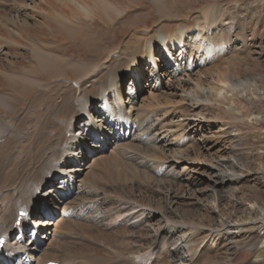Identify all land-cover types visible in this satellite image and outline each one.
<instances>
[{"label":"rangeland","instance_id":"obj_1","mask_svg":"<svg viewBox=\"0 0 264 264\" xmlns=\"http://www.w3.org/2000/svg\"><path fill=\"white\" fill-rule=\"evenodd\" d=\"M202 1L191 4L188 0H178L181 9H178L175 18L179 20L171 22L174 23V28L168 32L171 37L164 34L162 28L163 24H170V21L162 22L161 19L162 23L148 28L149 40L146 44L136 39L141 31L131 28L144 12L140 9L120 14L112 11L115 16L118 14L117 18L103 15V19H100L102 16L87 9L90 6L88 0H0V29H4L9 38L0 36L1 57L13 61L23 57L25 68L32 67L27 54L28 46L39 40L21 30L23 21L28 25L36 24L37 28L46 31V39L39 43L45 41L46 50L63 57L67 47L72 45L58 31V27L66 23L85 30L92 28L90 34L97 40L96 46L86 56V63L81 64L83 70L91 74L92 66L98 65L107 77L114 75L115 85L108 84L110 91L105 96H92V92H85L89 97L88 104H94L95 109L91 114L81 115L82 105L78 106V103L75 109L72 108L75 113L73 124L66 126V131L81 139L80 148L84 147V153L72 155L77 163L69 164L80 169L89 165L88 180L84 184L88 189H95L90 191V195L96 201L99 212L105 216L99 223H85L66 215L68 201L72 202L69 207H73L86 200V195L83 196L78 185L68 189L70 198L67 202L62 199L66 203L59 202L55 221L67 219L72 222L68 240L76 244L81 259H84L83 255L93 256L95 251L91 252L90 249L95 248L100 255L103 254L105 264H121L127 252L148 244V234L141 231L140 227L130 226L129 221L125 225L120 219L112 224L118 214L116 211L122 205L117 200L132 199L133 196L146 204V213L134 220V226L142 222L147 228L151 221L152 225L147 228L150 232L163 225L168 230H174L176 238H180L183 232L190 235L189 245L184 250L185 263L254 264L256 251L253 246H256L257 241L244 244L247 240L240 236L242 240L235 245L229 243L228 247L234 246L230 251L224 244L218 248L207 233L218 231L226 234L232 225L223 226L222 221L244 218L251 209L252 201L264 206V0ZM151 2L145 0V4ZM191 7L193 9L190 11ZM62 9H72V15H64ZM206 10L210 12L208 18L204 17ZM224 10L226 19L221 15ZM187 15L191 20L184 22ZM213 17L216 20H211ZM111 30H115L121 40H114L110 36ZM132 34L136 37L132 45H138V48H134L129 58L123 59V48L130 46ZM16 53L23 55L16 57ZM76 54L73 60L80 56L78 52ZM114 62H122L117 70ZM21 70L23 75H28L26 84L30 85L33 69L26 73L24 68L21 67ZM37 72L44 73L40 68ZM47 79L49 83L54 82L49 93L54 96L64 93L67 85H77V81H66L67 78L63 76ZM97 91L94 90V93ZM95 97L100 99L94 100ZM111 105H119L123 107L124 113L130 114L132 127H129L125 115L120 116L121 110L111 109ZM107 114H114L116 118L112 119ZM35 118L29 117L26 124H32ZM98 119L104 121L94 122V127L85 126ZM105 125L110 126V130L101 128ZM46 128L40 131L45 139L42 142L43 152L49 146V140L57 136V128ZM98 128V132L106 135H94L97 144H92L91 131ZM26 129L31 133L34 128L26 126ZM5 140L0 142V153H10L7 155L10 159L6 162L9 164L7 168L1 170L5 172V179L12 178V184L17 187V171L23 165L24 153H33V148L29 140H23L22 145ZM121 144H126L125 148L122 149ZM131 145L136 146L130 149ZM137 152L150 159L148 165L157 163V166H161L157 170L149 168L154 176L151 181L143 174H135L137 171L131 162L141 160L135 154ZM125 164H128L127 167ZM9 170H13L11 176L7 173ZM80 172L82 170H78V180ZM221 177L224 182L220 181ZM76 178L69 179L72 182ZM161 178L170 179L174 188L169 190L162 184L161 188L157 187L155 182ZM53 181L58 183V180ZM253 213L254 218H264V214L259 211ZM81 223L86 226H80ZM195 226L202 227L205 233L196 235ZM54 228L46 233L40 232L42 236L44 234L42 239L50 237ZM129 228H133L132 238L124 233ZM60 229V232H66ZM246 230L247 234L253 236L261 229L256 227ZM15 235L18 237V232ZM23 237L27 238L29 234ZM128 238H131L132 243ZM161 244H158L160 251L155 252L147 264H165Z\"/></svg>","mask_w":264,"mask_h":264},{"label":"bare ground","instance_id":"obj_2","mask_svg":"<svg viewBox=\"0 0 264 264\" xmlns=\"http://www.w3.org/2000/svg\"><path fill=\"white\" fill-rule=\"evenodd\" d=\"M188 1H190L192 4V3H197L198 0H188ZM206 1L209 0H204L202 2L205 3ZM88 3H90V6L87 5L88 6L87 9L92 11L95 15L102 16L100 19H103V15H111L114 17L115 14H112L113 12H117L118 14H120L123 13L124 11L134 10V9H140L141 11H144L143 14L140 15V18L136 19L135 23L131 25V28L135 27V30L137 29L138 31H141V35L137 38L134 37L135 34H132V36H130L131 38L130 46L123 48V53H122L123 59L129 58L130 55H133L134 48H138V45H132L133 38H136L137 40L143 41V43L147 44L149 40L148 28L152 27L153 25L162 23L167 20L170 21L169 22L170 24L165 23L162 25V28L164 29L163 30L164 34H166L167 36L169 35L170 38L171 34L170 33L168 34V32L174 28V23L171 22L179 20V18H175L176 17L175 15L178 9L179 10L181 9L178 0H152L150 4H145V0H88ZM72 9H70V11H66L65 9H62L61 12H63L64 15L70 16ZM192 9L193 7H191V9L189 10L191 11ZM118 14L114 18H117ZM209 15L210 12L206 10L204 12V17L208 18ZM221 15H223L222 16L223 19L227 18V13L225 12V10L223 11V13H221ZM186 17L187 19L184 22L191 20L190 17L188 18V15ZM211 20H216V19L213 17L211 18ZM133 22L134 20L131 23ZM21 24H20L21 30L23 32L25 31L28 32V35L38 39L39 42H42V40L46 39L44 37L46 31L41 30V28H37L38 25L36 24L28 25L24 21ZM74 26L75 25H68L65 23L64 25L61 24L58 27V31L61 34L65 35V37L67 38L66 40H68L69 43L70 42L72 43L71 47L70 46L67 47L63 57H60L61 56L60 54H52L48 50H46L44 48L46 44L45 41H43L44 43L34 42L32 46L27 45L29 49L27 54L30 57L29 60L32 66L29 69L25 68L26 65L24 63L23 57H21L22 59L20 60L13 61V60H8L7 58L5 59V57L3 58L0 55V71L2 72L0 76V142L6 138L7 141L9 140L10 142L12 141L19 142L18 144L22 145L23 140H29V144H31L32 145L31 147L33 148L32 150L33 153H24L25 155L23 157V165L21 166L19 171H17L16 169L19 177L18 179L19 184L17 185V187L12 184V178L8 177L5 179L6 176L5 172H2L1 170L2 168L5 170L7 168V165H9L6 164V162L9 161L10 159L7 158V155H9L10 153L8 154L0 153V237L1 236L7 237L6 243L4 244L2 251L0 253V264H7V263L46 264L49 261H58L60 264H105L103 260L104 256L102 257L103 254L100 255L98 249L95 248L90 249L91 252L95 251V254L93 256H89L87 254V255H83L84 259H81L80 258L81 255L78 256L79 254L77 252L78 249L75 246L76 244H74L73 241L68 240L70 239L68 238L69 237L68 231L71 232V229L69 228L72 222L67 219L66 220L63 219L58 222L55 221L56 220L55 218L57 217L58 214V212H56V209L59 208L58 205L59 202L60 201L62 202L63 201L62 199H65V201L67 202V199L70 198L69 197L70 195L67 194L69 193L68 189H72L77 185L78 188L81 189L80 192L83 194V196L86 195L85 198L86 200L85 202H82L81 204L78 203L73 207H69V205L72 204L71 201H68L67 203L63 201V203L64 202L66 203V207H65L66 215H69L70 217L75 218L76 220H83V222L85 223L86 222L99 223L100 219L102 218L105 219V216L103 215L104 213L102 214V212H99L98 208L96 207V201L93 200V197L90 195V191L92 192L95 189L93 190L88 189L84 184L86 179L88 180L87 175L89 173L88 170L89 165H86L85 168L80 169L79 167H74L71 164H69V162L77 163L76 158L73 157L72 155L77 153L79 154L84 153V147L80 148L81 139L75 136L74 133L68 130L66 131V126L70 123L73 124L74 119L72 117L73 115H75V113L73 112L72 108L75 109L78 103L80 104V105L78 104V106L82 105L81 115L91 114V111L95 109L94 104H88L89 97H87L85 92H89V93L92 92V96L94 95H97L99 97L101 95L105 96V94L108 91H110L108 84H110V86L115 85V82L113 81L114 75H110L107 77L103 73V68H101L98 65L92 66L93 71L91 74L83 70L81 64L86 63L85 62L86 56L89 55V53H91L90 51L92 50V47L96 46L97 40L94 37H92L90 34L92 32L91 30L92 28H89V30H85L84 28H77L76 26L75 27ZM165 29H167V31H165ZM2 35H5L7 37L8 33H6L4 29H0V36ZM48 35L49 34H47L46 37ZM110 36L114 37L113 38L114 40L115 38L116 40L117 39L121 40L115 30H111ZM1 42L2 41H0V44ZM169 42L167 43L168 46H169ZM77 52L80 54V56L77 57V59L73 60V58L77 56L76 54ZM22 55L23 53L22 54L16 53L15 56L19 57ZM126 60L127 59H125V61ZM122 62L120 63L114 62L116 70ZM21 67L24 68L25 73L27 70L29 71L33 69V71L30 73L33 75L32 79L29 81L32 82L30 85L26 84L28 75L27 74L23 75V73L21 72L22 71ZM38 68L42 69L45 74L42 72L41 73L37 72ZM35 76L37 78H35ZM46 76L48 78H53V79L63 76L67 78L66 81H69L71 79L73 81H77V85L76 86L67 85V88L64 90V93H61L58 96H54L52 94H49L54 87L53 84L54 82L49 83ZM94 90H98V91L94 93ZM121 91H119V93ZM99 99L100 98L98 97L94 98V100H99ZM116 108H119L121 110V112L119 113L120 116L125 115L130 123L132 120L130 114L126 112L124 113L123 107L121 108L119 105L118 106L111 105V109H116ZM23 111H25V113ZM22 113H24L23 116L20 115ZM31 116H36V118L34 119L32 124L27 125L26 121ZM109 116L112 117V119L116 118L114 114H110ZM118 118H120V121L122 120L121 117ZM51 121L52 124L50 123ZM100 121L103 122L104 120L103 119L92 120L91 122L85 124V126L94 127V124H96L94 122L98 123ZM123 124L124 123H122V125ZM47 125L50 127L51 126L55 127L54 129L57 128L56 130L57 134H55L57 136L54 139H51V141L49 140L50 142L48 143L49 146L43 152L44 148H42L43 146L42 142L45 141V139L43 137V133H40V131L47 129L46 128L48 127ZM122 125L119 128H121ZM26 126H30V127L33 126L34 128L33 132L30 133L29 130L26 129ZM130 126L131 123L129 124V127ZM99 128L91 131L90 135L92 138L91 140L92 144H97V141L94 138V134H97ZM101 128H106V130H110L111 127L105 125V126H101ZM124 145H122V149ZM134 146L131 145L130 146L131 148L130 147L129 148L132 149V147ZM137 153L135 154L138 157H141V160L137 161L135 159L134 161L131 162V164L134 165L135 171H137V173L135 174L136 175L143 174L144 176H146L147 180L149 179L148 181H151V179L154 178V176L152 175V173L149 172V168L157 170L158 168H161V166H157L156 165L157 163L156 164L152 163L153 166L148 165L147 163L151 162L150 159H148L146 156H142L141 154L139 153L137 154ZM113 158L114 157L109 159H113ZM145 160H147V162L144 163L143 161ZM116 163L118 164V162ZM122 165H124V163ZM233 165L235 166L236 163ZM234 168H235L234 170L236 171V166ZM78 170H82V172H80L81 175L79 176V180L76 178L78 176ZM7 173H9V176H11L13 174V170H9ZM53 173L56 174L57 176L56 180H58V183H55L53 180L50 179ZM132 174L134 173L132 172ZM165 175L166 174H164V176ZM73 177L76 179H74L71 182L69 178H73ZM220 181L224 182V178L221 177ZM171 183L172 181L167 178L165 179L161 178L158 179L157 182H155L157 187L161 188L160 185L162 184V186H165L166 188L169 187V190H172L174 188V186H172L173 184ZM40 186H42V189H46L45 195L41 197V199L47 200L49 209L44 213L43 221L37 222L32 218L31 209L33 206V202L37 197L38 192L42 190L40 189ZM49 196L51 197L50 199ZM117 201L120 202V204L122 203V205L120 206L118 211H116L118 214L114 212L115 214H117V216L112 221V224L117 223L119 219L123 221L125 225L126 222L129 221L130 226L140 227L141 228L140 230L141 231L144 230V233H147L149 237V242L146 246L139 245L136 250L127 252L122 257L123 261L121 264H147L148 261L154 255V253L157 252L158 250L160 251V249L158 248V244H161L160 242H163L160 245V248L162 249L161 252H164L163 254L165 255L164 256L165 264H188L185 263L186 258H185L184 250L186 246L189 245L190 235H185V232H183L180 238H176L174 230L172 229L168 230L163 225L154 229V232L152 231L150 232V230H148L147 228L148 225L149 226L152 225L151 221L147 224V228H146V224H142V222H139L138 225L134 226L136 222L134 220L140 219L143 216V214L146 213V208H145L146 204L142 201H139V199L133 198V196L132 199L117 200ZM148 201L151 202L150 200ZM250 206L251 209H249L246 212L245 214L246 216L244 218H236V219L232 218L230 221L228 220V221H222V223L220 222L221 225L223 226L232 225L228 227L229 229L226 234H221V232L218 231L216 233L215 231L214 232L212 231L210 232V234L209 233L207 234L212 236L213 241L216 243L217 247L223 246L222 244L226 245L227 247L230 244L235 245L236 243L239 242V240L242 239L247 240L244 244H251V243L254 244L253 242L257 241L256 246H253L256 251V255L253 259V263L264 264V218H263L264 216L262 217L263 219H257L253 217L254 211H259L261 214H264V206L260 205L256 201L255 202L252 201V203H250ZM21 212H26L29 214L27 216H22ZM18 219L20 220L19 224H17ZM79 225L86 226L83 225V223ZM53 226L55 228L51 232L52 235L50 237L46 236V238L42 239L44 237V234L42 236L40 232H44V233L49 232ZM59 227L61 228L60 230L65 229L66 232L64 233V230L60 232ZM256 227H259L261 229L260 232L254 234L253 236L247 234L248 231L246 229L249 228L252 229ZM194 228H195L194 233L196 235H199L202 232L205 233L203 231V228L200 226L198 227L195 226ZM132 229L129 228V230L128 229L124 230L125 235L126 236L128 235L132 238V236L134 235V234L132 235L133 233ZM16 231L23 233L25 236L29 233L30 236L24 239H18L15 236ZM240 236L242 237V239H239ZM131 238H128L129 242H131L130 241ZM219 242H221V245H219ZM259 242L260 244H258ZM135 244L137 245V243ZM81 247L83 246L80 245V248ZM233 247L231 246L228 247L227 249L231 251ZM68 258L70 259L68 260Z\"/></svg>","mask_w":264,"mask_h":264},{"label":"snow or ice","instance_id":"obj_3","mask_svg":"<svg viewBox=\"0 0 264 264\" xmlns=\"http://www.w3.org/2000/svg\"><path fill=\"white\" fill-rule=\"evenodd\" d=\"M91 131V130H90ZM99 134H104L106 135V133L103 132H98ZM51 180H56L57 176L55 173L52 174ZM46 189H42L38 192L37 197L35 198L34 202H33V206L31 209V214H32V218L33 220L37 221V222H41L44 219V213L49 209V205L47 204V200H41V197H43L45 195ZM51 197L49 196V199ZM29 213L26 212H22L21 215L22 216H27ZM17 223L19 224V221H17ZM3 241L0 240V244H2Z\"/></svg>","mask_w":264,"mask_h":264}]
</instances>
